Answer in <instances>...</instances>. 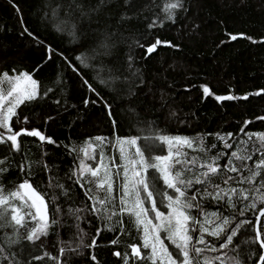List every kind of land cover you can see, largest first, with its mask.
<instances>
[{
	"label": "snow or ice",
	"instance_id": "6c2138e0",
	"mask_svg": "<svg viewBox=\"0 0 264 264\" xmlns=\"http://www.w3.org/2000/svg\"><path fill=\"white\" fill-rule=\"evenodd\" d=\"M9 3L19 13L13 0ZM113 3L121 9L115 28L99 19L103 9ZM134 7L133 0H97L95 4L90 0H66V3L65 0H58L55 7L50 0H46L40 19L56 33L67 35L73 41L78 39L77 32L82 24L99 33L100 39L90 54L80 53L73 57L79 67L61 53L62 58L78 75L79 68L92 67L91 62L98 58H112L108 65L96 70L94 79L111 97L127 102L126 110L131 114L129 118L143 131L142 126L146 122L139 118L133 105L139 95L147 94L140 90L148 82L138 65L136 49L143 48L144 59H147L160 45L178 51L180 44L157 38L144 45L123 26L133 17L143 18L149 32L173 25L177 31L183 30V34L187 35L198 25L193 21L189 29L188 24L182 23L189 19L187 13L191 5L187 0H164L159 11L152 12L150 17L143 13L157 7L155 0L151 4L143 3L142 7L132 11ZM110 18L111 15L106 14L105 19ZM93 24L99 27L92 28ZM25 34L33 40L38 39L26 27L21 32L22 36ZM226 35L233 41L242 38L264 45V37L257 40L244 33ZM120 45L127 49L122 57L118 54ZM52 50L48 46V60ZM104 68L106 71L101 74ZM52 84L62 91L63 77L57 74ZM83 84L96 97H85L84 107L103 102L115 128L112 104L92 82L83 79ZM201 88L204 97L214 95L207 86L201 85ZM262 92L264 89L254 94ZM214 99L217 103L247 100L248 94L240 97L214 95ZM45 100H51L58 112L60 109L66 112L73 107L61 102L56 88L42 87L30 72L13 69L12 75L0 73V151L4 153L0 155V235L3 237L0 241V264H27L23 258V243L35 246L41 237L49 235L50 229L56 230L62 246L55 258L45 253L49 260L62 264L61 257L65 254L69 258L83 256L87 249V259L92 264H100L94 253L97 236L102 230L116 233L117 237L121 234L128 236L127 226L135 228L139 246L137 243L127 244L130 253H123L122 264H264V230L257 227L258 222L264 221V132L245 131L249 120H245L235 133L198 132L195 136L169 135L154 125H148L153 131L150 136L143 137V147L138 144L141 140L138 134L117 136L115 145L102 136L87 137L79 147L69 142L64 147L70 156H74L73 165L66 174L70 183L65 185L57 181L53 184L50 166L43 160L47 155L43 146L59 145L38 128L26 127L30 123L29 116L24 115L21 119V105ZM170 115L175 117L176 113L173 111ZM13 118L19 126L18 130L10 124ZM53 118L46 116L44 123ZM256 119L264 121V116ZM22 137L35 138L39 142L40 160L27 158L21 148L19 138ZM208 137L212 139L205 143ZM109 146L118 151V162L106 152ZM162 151L166 154H160ZM17 156L22 158L19 164ZM254 156L256 159H253ZM249 161L252 163L249 164ZM41 164L49 177V188L59 189L58 193L53 191L49 199L55 202L63 197L67 201L72 197L74 187L78 186L85 200L83 206H69L65 210L56 204L55 209L50 210L44 196L30 183L33 167ZM16 168L20 182L5 194L3 180L7 179L10 170ZM76 195L79 196V193ZM163 208L167 209L166 213ZM248 213L252 214L255 222L249 219ZM89 216L100 225L90 242L89 234L80 227L82 221L92 224L93 221L87 219ZM124 216L128 218L127 226ZM63 227L75 230L67 241L59 240V229ZM22 228L27 229L26 235H21ZM245 234L247 238L237 242ZM109 243L117 245L121 241L113 238ZM112 255L121 257L117 251H113ZM32 259L39 260L41 257L34 256Z\"/></svg>",
	"mask_w": 264,
	"mask_h": 264
},
{
	"label": "trees",
	"instance_id": "16d2710c",
	"mask_svg": "<svg viewBox=\"0 0 264 264\" xmlns=\"http://www.w3.org/2000/svg\"><path fill=\"white\" fill-rule=\"evenodd\" d=\"M13 2L18 6L19 13L12 8L9 0H0V73L6 72L12 75L13 69L30 72L42 87L56 88L57 96L61 98L62 103L73 106L69 107L66 112L63 109L58 112L57 106L52 104L51 100L33 102L27 106L21 105L23 109L21 119L27 115L30 120L26 127L38 128L45 135L56 140L59 145V147L47 144L43 146L47 152L43 160L50 166L53 184L57 181L65 185L70 183L66 174L73 165L74 156L68 154L64 145L71 142L72 145L79 147L87 137H107L112 143L117 136L127 137L138 134L141 136L138 144L142 146L143 137L150 136L153 131L148 125H154L169 135L195 136L198 132L232 131L235 133L243 126L245 120L250 121L245 131L264 132V121L256 119V117L264 116V92L260 95L254 94L264 89V45L253 44L250 40L242 38L233 41L226 35V33H244L257 40L264 37V0H187L191 5L187 13L189 19L182 23L188 24L189 29L193 21L198 25L195 31H190L187 35L183 34V30L177 31L176 26L173 25H165L163 28H156L149 32L143 18L133 17L123 26L144 45L154 42L157 38L180 44L178 51L160 45L157 51L150 54L147 59H144L143 48L136 49L138 65L148 82L140 90L141 93L147 94L139 95L133 105L139 118L146 122L142 126L143 131L140 127H136L133 120L129 118L131 114L126 110L127 102L111 97L94 79L96 70L102 65H108L112 58L103 57L92 61V67L79 68L80 75L74 73L62 58L61 53L67 56L73 65L79 67L73 57L80 53L90 54L91 49L100 39L98 32L92 31L87 24H82L77 32L78 39L73 41L69 36L58 34L50 25L41 22L40 17L44 14L46 0H13ZM50 2L55 7L58 0H50ZM90 2L95 4L97 0H90ZM152 2L153 0H133L135 7L132 11L142 7L143 3L151 4ZM163 2L164 0H155L157 7L145 11L143 15L150 17L152 12H158ZM120 11L121 9L113 3L103 9L99 19L105 24L110 23L115 28ZM106 14H110L111 18L105 19ZM60 15L63 16V12H60ZM24 27L38 39L33 40L26 34L22 36L21 32ZM97 27L99 26L96 24L92 25V28ZM48 46L53 49L50 60L47 59ZM126 51L123 45L118 46V54L121 57ZM103 71H106V68L101 74ZM57 74L63 77L62 91L57 85L52 84ZM83 79L89 80L98 87L105 99L112 104V112L116 121L115 128L108 118L103 102L84 107L85 97L92 99L96 97L87 91ZM201 85L207 86L214 95L232 94L240 97L248 94V99L217 103L214 95L204 97ZM149 88L151 91H148ZM21 109L17 111L21 112ZM173 111L176 113L175 117L170 115ZM46 116L54 118L45 124ZM180 121H185V123H180ZM10 124L14 125V130H18L19 126L16 125L15 118ZM19 139L22 151L27 154V158L40 160L39 142L30 137ZM211 139L208 137L205 143ZM105 150L109 153L111 146ZM3 154L0 151V155ZM160 154H166V151ZM253 159L256 157L254 156ZM16 162L21 163L22 158L17 156ZM86 163L91 164L92 162L86 161ZM251 163L252 161H249V164ZM32 171L30 183L44 196L50 210H54L56 204H60L66 210L69 206L75 208L85 203L83 193L78 186L74 187L72 197L67 201L59 197L57 201L52 202L49 198L53 195V191L58 193L59 189L49 188V177L44 173L42 164L33 167ZM20 178L18 168L10 170L7 179L3 180L4 193L13 190L20 182ZM76 193H79V196ZM159 199L158 197L157 200ZM16 203L19 204L18 201ZM163 211L166 212L167 209L163 208ZM248 216L255 222L251 213H248ZM64 219L67 220L68 217ZM87 219L93 221L92 224L82 221L80 227L89 234L90 242L91 237L96 235V227L100 225L91 216ZM123 219L127 226V216ZM127 228L128 236L121 234L117 237L116 233L103 230L97 236L94 253L100 264H122L123 253L125 251L130 253L127 244L137 243L139 246L135 228L130 226ZM259 228L264 230V221L260 222ZM26 231V228L20 229L21 235H26ZM74 232L75 230L69 227L60 228L59 240H69ZM55 233V229H50L49 235L41 237L35 246L23 243V258L27 264H55L54 259L49 260L45 255L47 253L54 258L59 255V248L62 245L58 242ZM113 238H118L121 243L111 245L109 241ZM246 238L247 234L237 242ZM2 239L0 235V241ZM168 247L171 249L170 245ZM113 251L120 252L121 257H114ZM84 252L83 256L73 255L71 258L65 254L61 257L62 264L63 262L92 264L87 259L88 250L85 249ZM34 256H40L41 259L34 260L32 259Z\"/></svg>",
	"mask_w": 264,
	"mask_h": 264
},
{
	"label": "rangeland",
	"instance_id": "374dc122",
	"mask_svg": "<svg viewBox=\"0 0 264 264\" xmlns=\"http://www.w3.org/2000/svg\"><path fill=\"white\" fill-rule=\"evenodd\" d=\"M115 141H116V138L112 141V143H113V145H115ZM138 143H139V141H138ZM144 146V143H143V145L141 146V147H143ZM110 156H111V158L112 159H114L115 161H119V154H118V151H116L115 150V148H113V147H111V151L108 153ZM99 158V157H98ZM97 158V159H98ZM92 162V161H91ZM19 202V201H18ZM23 210H26V209H23ZM167 212V211H166ZM165 212V213H166ZM171 250V249H170ZM173 250V249H172Z\"/></svg>",
	"mask_w": 264,
	"mask_h": 264
},
{
	"label": "water",
	"instance_id": "95a60500",
	"mask_svg": "<svg viewBox=\"0 0 264 264\" xmlns=\"http://www.w3.org/2000/svg\"><path fill=\"white\" fill-rule=\"evenodd\" d=\"M259 224H260V222L257 223V227H258V228H259Z\"/></svg>",
	"mask_w": 264,
	"mask_h": 264
}]
</instances>
